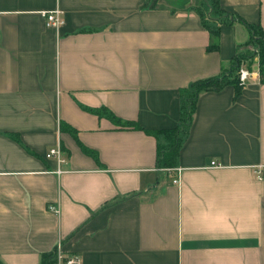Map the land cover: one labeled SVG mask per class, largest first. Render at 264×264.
Returning a JSON list of instances; mask_svg holds the SVG:
<instances>
[{
    "label": "crops",
    "instance_id": "obj_1",
    "mask_svg": "<svg viewBox=\"0 0 264 264\" xmlns=\"http://www.w3.org/2000/svg\"><path fill=\"white\" fill-rule=\"evenodd\" d=\"M152 1L0 0L5 264H58L59 241L83 264H264L259 68L243 64L253 74L238 94L232 83L200 93L175 166L157 165L166 135L93 111L175 127L181 89L221 74L252 41L246 23L213 11L220 46L209 49L206 0ZM220 7L264 29V0ZM56 8L64 22L49 26L44 11ZM59 140L61 173L46 155ZM168 167L181 168L178 182Z\"/></svg>",
    "mask_w": 264,
    "mask_h": 264
},
{
    "label": "trees",
    "instance_id": "obj_2",
    "mask_svg": "<svg viewBox=\"0 0 264 264\" xmlns=\"http://www.w3.org/2000/svg\"><path fill=\"white\" fill-rule=\"evenodd\" d=\"M208 3L207 10V19L205 18L204 24L210 29L211 34L213 36V41L209 44V49H218L220 46L219 43V27H214L208 20L212 19L213 11L217 12L219 18L223 16H231L230 21L232 22L234 19H239L246 23L252 33V42L255 44V49L253 50H241L237 53L234 59L231 61L230 65L226 67L221 74L198 78L194 80L188 87L181 89V96L183 98V105L181 111V117L179 119L178 124L172 128L166 129H145L136 121H127L123 120L120 116L115 114L110 109L104 107L101 109H93V111L99 114H106L108 117L113 119L120 124L132 126L135 128L144 129L145 131L156 135L157 137L160 134H164L168 137L167 143H159L158 149V157H157V165L159 167H167V166H175L178 162V155L181 149V146L184 141V134L189 129V126L192 122L193 113L196 109V104L198 97L202 91L205 90H219L223 88L225 85L232 83L236 86V94H238L241 90L242 85L240 84V69L248 59L255 57H259V72L261 82L264 83V29L247 23L241 17L234 15L232 13L225 12L220 7V0H206ZM153 5L156 3V0L152 1ZM152 5V4H151ZM204 14V12H203ZM249 56V58L247 57ZM92 110V109H91ZM63 128V125H62ZM66 128V127H64ZM81 146L83 149L97 156V152L88 147L87 145L81 142ZM54 255V254H53ZM52 261V256H47L43 259L41 264H50ZM0 264H5L0 260Z\"/></svg>",
    "mask_w": 264,
    "mask_h": 264
},
{
    "label": "built area",
    "instance_id": "obj_3",
    "mask_svg": "<svg viewBox=\"0 0 264 264\" xmlns=\"http://www.w3.org/2000/svg\"><path fill=\"white\" fill-rule=\"evenodd\" d=\"M45 17H46V23L49 26H56L59 27L63 22L64 19L61 16V9L56 8L49 11H44ZM253 74V71L248 69L247 67L242 66L240 69V84L244 85L248 78ZM47 157H54L58 161V167L56 169L57 173H61L63 171V168L61 167V164L65 162L64 151L62 148V145L60 143V140L58 141L56 146L51 147L48 152L46 153ZM212 165L214 166H222L221 163H218L216 160L212 161ZM177 169L178 170V176L174 178V182H178L180 179V171L181 168L179 167H168L167 169ZM259 172V170H258ZM49 209L59 212V207L56 204H49ZM55 254L57 257V263L58 264H83V258L82 255L78 252H73L71 254H65L63 252V246L62 242H58L57 246L55 248Z\"/></svg>",
    "mask_w": 264,
    "mask_h": 264
},
{
    "label": "rangeland",
    "instance_id": "obj_4",
    "mask_svg": "<svg viewBox=\"0 0 264 264\" xmlns=\"http://www.w3.org/2000/svg\"><path fill=\"white\" fill-rule=\"evenodd\" d=\"M199 1L200 0H195V2L198 4L199 3ZM205 8H206V6H205ZM207 8H206V13H207ZM255 47V44L251 41L249 44H247V46L246 47H244V49H246V50H253V49H255L254 48ZM247 57L249 58V56L247 55ZM259 57L257 56V57H255L254 59H252V58H250V59H248V61L247 62H245L244 64L245 65H247V66H249V67H251V68H256V70H258V66H259ZM257 66V67H256Z\"/></svg>",
    "mask_w": 264,
    "mask_h": 264
}]
</instances>
